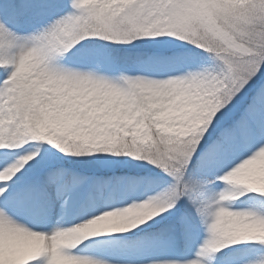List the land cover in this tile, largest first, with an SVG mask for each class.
<instances>
[{"label":"snow or ice","instance_id":"1","mask_svg":"<svg viewBox=\"0 0 264 264\" xmlns=\"http://www.w3.org/2000/svg\"><path fill=\"white\" fill-rule=\"evenodd\" d=\"M0 264H264V0H0Z\"/></svg>","mask_w":264,"mask_h":264}]
</instances>
